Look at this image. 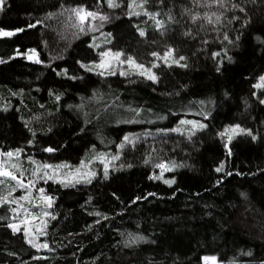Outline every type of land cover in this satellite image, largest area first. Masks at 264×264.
I'll return each mask as SVG.
<instances>
[{
    "label": "trees",
    "instance_id": "trees-1",
    "mask_svg": "<svg viewBox=\"0 0 264 264\" xmlns=\"http://www.w3.org/2000/svg\"><path fill=\"white\" fill-rule=\"evenodd\" d=\"M131 1L0 10V31L14 33L0 36V151L70 166L90 150L118 155L107 178L41 182L44 251L0 202V264H264V0H145L138 15ZM79 8L96 13L95 31ZM105 48L156 80L92 70ZM189 117L204 127L181 132ZM230 126L246 132L228 142ZM160 164L172 168L159 176Z\"/></svg>",
    "mask_w": 264,
    "mask_h": 264
},
{
    "label": "rangeland",
    "instance_id": "rangeland-1",
    "mask_svg": "<svg viewBox=\"0 0 264 264\" xmlns=\"http://www.w3.org/2000/svg\"><path fill=\"white\" fill-rule=\"evenodd\" d=\"M144 1L145 0H132L130 2V7L132 5L133 7L131 8L130 13L133 15L140 14ZM147 15H149V13H147ZM153 17L155 18V23L160 25V23H157L159 20L156 18V14H154ZM96 20L97 15L95 19L89 17L82 26L85 27V30L93 32L99 25L96 23ZM77 21L80 22L78 17ZM0 32L10 31L3 30ZM103 33V31L99 33L101 38L98 39H105L107 37L105 33ZM103 41L104 40H98L96 46L102 45ZM105 53H108V55H105ZM117 53L120 54L118 58L116 57ZM167 54L165 57H168L169 59L170 56ZM24 56L29 61H39L38 54L35 50L27 51L24 53ZM168 59L166 61H168ZM129 60L134 63H129ZM172 62L178 63V60ZM92 70L103 74H136L146 78L149 73L154 75L150 68L138 64L130 57H123L120 52H114L107 48L101 51L99 59L94 64ZM184 121L186 123H181L183 125H180L181 132L187 134L192 133L196 129L203 128L199 127V125L204 126V121L202 119L189 117L185 118ZM235 127L237 126H230L225 130V136L228 142L229 136L233 137L237 134L246 132V130L241 127H239V129H242V132L233 133L230 131ZM122 144L123 142L118 146L121 147ZM89 152L93 153L90 158L85 160L86 157H84L78 165L70 166L67 163H49L31 157H22L19 153H13V155L9 157L6 155L7 153H2L0 151V170L7 171L17 177V179L13 180L5 176H0V202L6 200L14 205L15 211L18 214V220L12 224H15L18 229H22L27 241L39 251L46 250V248L41 247V245L46 244L41 238L44 235L45 220L50 216L48 202L41 198L42 196H49H47L44 191L41 193V182L56 181L71 185L82 181H90L98 174V172L101 171L105 173L106 169L108 171L111 165L117 160L114 159V157H118V155L111 156L108 153L98 152L96 150H90ZM82 164L84 165L83 167H81ZM44 165H49L50 167H43ZM61 165H66V167H60ZM164 165H166L168 169L172 168L171 165ZM78 169L79 171H77ZM166 171L169 170H162L159 167V176ZM93 173L94 175H92ZM22 185H27V187H23ZM204 264H216V262L214 260H206L204 261Z\"/></svg>",
    "mask_w": 264,
    "mask_h": 264
},
{
    "label": "snow or ice",
    "instance_id": "snow-or-ice-1",
    "mask_svg": "<svg viewBox=\"0 0 264 264\" xmlns=\"http://www.w3.org/2000/svg\"><path fill=\"white\" fill-rule=\"evenodd\" d=\"M4 3H5V0H0V10H2V7H3ZM108 6L109 7H118L119 5L115 3V0H108ZM73 12L79 18L81 24L85 23L89 17H91L93 19L96 18V13L86 11L83 8L73 9ZM100 19H106V17H100ZM157 23L159 24L160 22L158 21ZM81 31H83V28H81ZM140 34L141 35H144L143 32H141ZM0 35H3V36H11V35H14V33H12V32H0ZM225 38H227V37H225ZM105 55H108V53H105ZM119 55L120 54L117 53L116 54V57L118 58ZM167 55L168 56H171V52H169ZM180 59H183V57H180ZM129 63H134V62H132L131 60H129ZM147 78L150 79V80H153V81L156 80V77L154 75H152L151 73L148 74V77ZM254 87H256V88L264 87V77H261L260 78V83L254 85ZM261 102L264 103V101H261ZM181 123H186V122L185 121H181ZM199 127H204V126L203 125H199ZM230 131H232L233 133H237V132H242L243 130L242 129H239V127L237 126L235 128H232ZM228 139H229V141H231L232 137L229 136ZM125 140H128V137H125ZM121 147H123V145H121ZM47 151L51 152L52 149L49 148V149H47ZM6 155L9 156V157H11L13 155V153L9 152ZM114 159H118V157H114ZM83 166L84 165L82 164L81 167H83ZM43 167H50V166L49 165H44ZM60 167H66V165H61ZM158 167H160L162 170H170L164 164H160V165H158ZM222 169H223V165H221L219 168H217V171L219 172ZM77 171H79V169ZM92 175H94V173ZM0 176H5V177H8V178L13 179V180L17 179L16 176H13L11 173H9L7 171H3V170H0ZM105 178H107V169L105 170ZM156 178H160V177H156ZM164 182L166 184H172V183H174V181H171V180H165ZM22 186L23 187H27V185H22ZM40 191H41V193H43V189H40ZM25 198H27V197H25ZM41 198L47 200L48 206L51 207V202H52L51 201V197L42 196ZM9 227L12 228L13 232L19 231L18 227L15 224L9 225ZM41 247L47 248L48 245L47 244H44V245H41ZM205 259L207 260L208 258H205Z\"/></svg>",
    "mask_w": 264,
    "mask_h": 264
},
{
    "label": "bare ground",
    "instance_id": "bare-ground-1",
    "mask_svg": "<svg viewBox=\"0 0 264 264\" xmlns=\"http://www.w3.org/2000/svg\"><path fill=\"white\" fill-rule=\"evenodd\" d=\"M207 260H212V261H213L214 259H207ZM205 261H206V260H205Z\"/></svg>",
    "mask_w": 264,
    "mask_h": 264
}]
</instances>
